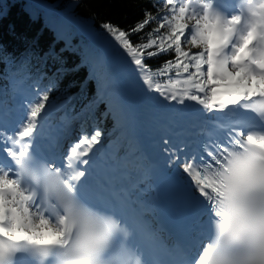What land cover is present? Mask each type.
<instances>
[{
    "label": "snow or ice",
    "instance_id": "6c2138e0",
    "mask_svg": "<svg viewBox=\"0 0 264 264\" xmlns=\"http://www.w3.org/2000/svg\"><path fill=\"white\" fill-rule=\"evenodd\" d=\"M245 3L246 18H229L214 0H154V11L146 9L144 18L126 30L111 22L101 25L147 91L182 106L195 102L207 110L204 115L227 110L238 116L234 109L254 114L230 120L223 137L209 134L199 151L164 149L166 164L173 165L170 173L165 167V178L188 179L199 208L194 222L198 255L172 264H264V0ZM152 22H158L155 32L168 30L155 38L149 32L137 42L130 39ZM97 36L107 42L103 33ZM185 41L201 51H185ZM167 53L172 58L161 75L173 69L177 76L187 75L153 87L146 60ZM96 63L112 102L119 105L114 79L100 58ZM46 105L47 92L14 131L0 125V264H15L20 253L32 254L37 264H157L154 236L133 214L131 201L94 175L89 154L101 144L100 129L82 133L63 158L35 146Z\"/></svg>",
    "mask_w": 264,
    "mask_h": 264
},
{
    "label": "trees",
    "instance_id": "16d2710c",
    "mask_svg": "<svg viewBox=\"0 0 264 264\" xmlns=\"http://www.w3.org/2000/svg\"><path fill=\"white\" fill-rule=\"evenodd\" d=\"M40 1L75 18L97 34H104L107 40L104 44L117 67L124 73L125 87L129 93L141 98L159 96L154 91L146 90L142 78L134 71V65L129 63L123 49L101 27L104 22H111L125 30L134 26L144 18L146 9L154 11V0ZM157 26L158 22H152L143 33L133 34L130 39L137 42L142 35L149 32H152V38H155L168 30L161 29L157 33L154 31ZM103 55L99 43L79 30L70 18L53 13L46 21V13L28 0H0V66L5 68L1 72L12 69L6 65L12 60H22L25 67L47 70L49 73L46 77H51L47 91L49 101H69L79 96L85 101L83 107L87 108L100 98L101 92L93 80H89L85 86L83 84L90 69L95 70L98 80L102 82L104 78L96 61L100 58L104 70L108 71ZM171 58L172 53H167L146 60L150 68L147 75L151 76L153 86L167 84L169 78L175 79V69L168 75L160 73L164 62ZM108 102L107 99L100 104L96 119L103 132L110 135L116 125L105 113L108 112Z\"/></svg>",
    "mask_w": 264,
    "mask_h": 264
},
{
    "label": "rangeland",
    "instance_id": "374dc122",
    "mask_svg": "<svg viewBox=\"0 0 264 264\" xmlns=\"http://www.w3.org/2000/svg\"><path fill=\"white\" fill-rule=\"evenodd\" d=\"M189 23H191V21H189ZM186 46H185V51H190V52H195V51H201V49L199 48H195L194 46H192L190 43H188L187 41L185 42ZM206 67V66H205ZM120 75H121V82H123L124 80V84H125V75L123 72L120 71ZM94 81L95 84H99V86L101 85V83L97 80L96 76H92L91 77ZM123 78V79H122ZM182 80V79H180ZM97 82V83H96ZM154 87V86H153ZM111 96V94H110ZM152 104L156 105V100H158L159 98L157 97H152ZM73 102V101H72ZM123 103V102H122ZM122 103L120 102L119 105L117 104H109V109L108 111L110 112V115L111 117L113 118V120L116 121V123L118 124V127H119V130L117 132H115L112 136H110L109 138H107L106 140L103 141V145L98 147L96 150L100 153H103V150H105L106 148H110L111 150L113 149V147H116V150H114V152L116 153V157H118L119 159H121L123 162L126 161V158L123 156L121 158L120 156V152L121 153H125L127 152L128 150H125L126 147H127V141H125V139H120V138H117V135L118 134H121V131H120V127L122 126V121L121 119L119 118V114L117 112V107H121L122 106ZM53 113V115H58L60 113H63L62 115V119L65 120V121H73L75 118H77L76 115H73V114H70L69 115V109L65 106H60V107H56V110L55 112H51ZM47 115V114H46ZM90 119V117H89ZM59 120V119H58ZM61 121V119H60ZM60 124V123H59ZM61 125V124H60ZM63 127V125H61V128ZM72 128V127H71ZM63 129H66L63 128ZM70 129V128H69ZM68 129V130H69ZM122 135V134H121ZM121 137V136H120ZM125 142V143H124ZM124 143V145H123ZM118 148V149H117ZM106 153V152H105ZM134 154V152L132 153Z\"/></svg>",
    "mask_w": 264,
    "mask_h": 264
},
{
    "label": "bare ground",
    "instance_id": "6f19581e",
    "mask_svg": "<svg viewBox=\"0 0 264 264\" xmlns=\"http://www.w3.org/2000/svg\"><path fill=\"white\" fill-rule=\"evenodd\" d=\"M114 65V63H113ZM115 66V65H114ZM114 81H115V84H116V88L117 89H120L123 87V82H121V75L118 73V76L117 77H113ZM123 98L125 100H132L131 98H129V96H127L126 94L123 95ZM131 107V106H130ZM129 111V110H128ZM140 111V109L137 107L136 109L133 108V113H138ZM124 116V115H123ZM43 119H48L49 120V125H52L54 124V126H56V128H61V125L59 124L58 122V117L56 116H47L46 114H42L41 115V118H39L38 122L42 121ZM53 121V122H52ZM65 128V126H63L61 129ZM70 128V127H69ZM68 128V129H69ZM65 130V129H63ZM51 132V131H50ZM68 133V132H67ZM67 133H66V136H67ZM74 135H71L70 138H72ZM120 134L117 135L118 138H120ZM129 138V137H128ZM63 140V139H62ZM127 141V140H126ZM129 144V141H127V145ZM105 158H102V159H106L109 157V155H103ZM87 158V157H86ZM94 166V171L96 172V175H99V173L101 172L102 168H100V165H93ZM115 170L111 173V176L112 178H115L116 176H125L126 172L124 169H121L122 170V173L118 171L119 168H114Z\"/></svg>",
    "mask_w": 264,
    "mask_h": 264
},
{
    "label": "water",
    "instance_id": "95a60500",
    "mask_svg": "<svg viewBox=\"0 0 264 264\" xmlns=\"http://www.w3.org/2000/svg\"><path fill=\"white\" fill-rule=\"evenodd\" d=\"M32 2L37 5L39 8L41 7V2L39 0H32ZM72 22L81 30L83 31L84 33H86L87 35H89L90 37H92L94 40H96L100 45L101 47L103 48L104 52H105V55L108 56V52H107V49L104 45L103 42H101L99 39H98V36H97V33L95 31H93L91 28H89L88 26H86L85 24H82L80 23L79 21H77L76 19L74 18H71Z\"/></svg>",
    "mask_w": 264,
    "mask_h": 264
}]
</instances>
